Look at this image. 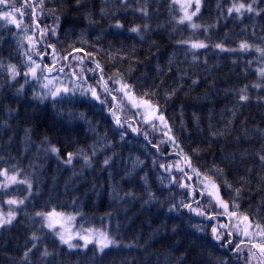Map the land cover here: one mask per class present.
Instances as JSON below:
<instances>
[{
  "label": "trees",
  "instance_id": "trees-1",
  "mask_svg": "<svg viewBox=\"0 0 264 264\" xmlns=\"http://www.w3.org/2000/svg\"><path fill=\"white\" fill-rule=\"evenodd\" d=\"M82 1L85 2L83 7L81 5L74 7L73 2L72 5L69 4V9L77 11L83 10L84 7L89 10L100 7L96 0ZM10 2L14 3L16 8H22L26 0H10ZM27 2L31 6L22 8L24 16L21 28L0 20V58L9 60L10 65H16L19 73L15 79L8 69L1 75L3 80L10 78L19 84V94L8 97L0 91V112L7 117V120H0V124L3 125L5 122L9 124L7 130L0 132V137L3 138L0 141V170L8 169V174L17 175L19 180H28L31 184L30 189L28 184H13L8 189H0V198L6 192L10 197L24 200L23 204L13 208L0 201L2 210L16 212L12 223L0 228V264H248L251 244L242 236L243 224L238 219L229 220L223 208L218 209L214 206L216 203L208 195L205 182L212 181L219 185V194L222 200L229 204V212L237 211L238 217L247 215L253 224L259 222L264 225V164L259 160V155L264 154V83L261 82L264 76L259 75L258 72L260 67L258 54L239 62L225 61V64L231 68L240 67L243 74L254 75L253 80L241 81L237 86L238 92H234V104L240 101L241 89H245L243 94L249 97L244 101L245 105L240 104L244 110L242 115L247 113V124H244L240 118L242 115L234 116L232 113L234 109L232 115L230 113L225 116L221 124L208 125V131H204V127H201L199 132L193 135L187 126L182 127L178 123H173L170 125L172 137L178 145L174 147L170 142L161 143L168 139L165 132L157 123L138 117L136 110L125 100L123 92L116 91L118 85H114L111 81L108 84L112 89L111 95L101 92L99 86L101 97L106 103L101 105L96 102L95 107L89 110L73 106L75 101H83V98L70 93H61L60 96L53 98L51 96L53 87L47 88L46 93L38 82L33 83L36 78L33 79L30 75L26 77L25 73L30 66L28 55L41 64L42 70L38 69L40 72H47L54 63L52 49L46 47L43 41L37 43L33 51L26 39L31 36L37 41L40 40L39 31H32L35 27L32 23V7L38 5L40 0H27ZM67 2L68 0H44L43 8L38 9L40 28L54 26L56 23L54 7L64 9ZM237 2L252 4L256 11L245 12L241 16H237L234 12L230 17L227 9ZM144 3L145 0H129V8H125L129 16L118 17L123 25L121 29L110 27L116 21L109 14H107L108 17L110 16L108 21L99 28L88 26L78 31L63 27L62 18L55 41L52 42L56 48L58 63L55 65L56 70L48 73L55 76L73 75V71L85 67V63L80 65L79 61L72 57L85 59L86 53L92 54L93 59H86L90 68H95V62L98 61L103 68L105 80L110 76L113 79H120L122 76L123 81L131 85L134 92L149 100L167 118L172 110L171 107L176 106L179 101L183 106H199L198 112L204 111L207 116L214 117L212 115L214 108L209 107L211 104L207 103L208 97L214 96V91L208 90L203 94L199 89L189 87L182 71L172 67L165 51V45L168 47L169 42L168 35L173 33L174 38L178 37L174 40L175 45L171 43V47L185 46L191 53L209 59L210 64L217 70L222 69L224 66H221L218 59L209 58L211 52L207 35L215 32L217 36L228 41L235 39V32L240 31L243 32L244 37L252 40L260 39L264 34V20L249 18L246 15L256 16L257 13H264L262 11L264 0H203L200 13L193 17V21L201 26L197 28V35L176 29L175 24L177 25L181 15L178 10H170L168 3L173 4V0H147L149 10L147 17L135 11ZM7 10L9 9L0 5V11ZM71 10L57 11L63 14L64 18L72 19L74 13H67ZM15 15L17 20L21 19L19 12ZM143 24H148L149 28L142 29L140 35L129 31L133 26ZM184 24L191 28L187 22ZM112 28L117 32H113ZM123 32H130L133 41L123 39L120 35ZM141 35L145 40L150 39L154 47L161 52L164 51L163 56L166 58V60L163 58L164 61L158 63L151 71L148 69L144 71L141 69L142 65L138 64H122L125 59L119 57L111 60L103 49L109 46L113 51L115 45L114 53L124 50L127 55L135 59L133 45L141 48L137 45ZM263 41L264 39H260V44ZM194 42H203L207 47L193 49L191 44ZM74 49L84 51H74ZM141 50L149 52L143 48ZM37 52L44 54L42 60ZM120 55L123 56L122 53ZM65 56L69 58L61 59ZM262 58L264 59V56ZM116 63L135 73L134 78L125 70L117 69ZM205 63L206 59L196 60L198 66H204ZM60 68L64 71H59ZM206 68L210 67L207 65ZM69 71L71 73H68ZM227 72V77L223 78L225 80L229 76V71ZM93 73L100 75L99 70ZM114 73H120V76H114ZM168 76L170 79L160 83ZM135 79L138 82H134ZM154 80H159L157 91L150 90L152 87L149 84ZM36 86L39 89H36ZM173 89L176 90L175 94L170 99H166V93ZM249 90L261 92V97L252 99L247 94ZM39 96H45V99L41 101ZM113 97L116 99L113 100ZM204 101L207 105L201 104ZM24 106H29L31 110H26ZM207 107L209 109L206 112ZM35 108L55 111L56 117L44 121L34 111ZM113 112L121 119L122 127L116 124ZM61 121H66L67 125L63 127ZM234 127H238L237 134L241 132L242 139L236 137L232 130ZM132 129L137 131L134 132ZM10 131L15 133V140L21 145L20 149L14 148L4 140L10 136ZM214 133L216 135H213ZM51 146L59 149L58 154L45 151ZM156 146L159 147V151ZM69 152L74 153L70 164L65 163ZM85 156L88 157L87 161ZM103 158H111L109 164L103 166L110 167V175L120 173L119 170L125 172L124 176L121 174L111 176L113 178L121 175L116 182L117 185L112 184L115 190L113 189L111 194L114 196L121 198V195L128 193L131 183L135 180L136 170L146 174L144 179L151 186V191H146L144 186L140 193L122 198L129 204L121 211L123 214L138 213L149 226V234L143 235L145 240L152 245L156 244L154 243L156 241L168 244L171 247L169 250L158 252L151 248L147 249L146 244V247H143L137 241L136 234L129 236L119 230L118 213L111 214L107 209L100 208V204H107L104 197L108 191L104 186L105 179H102L94 168ZM186 161L190 162L191 167H188ZM161 165L166 167L171 165V172L165 171ZM177 165L184 171H177ZM214 166L222 169V174L215 173ZM193 169L200 173V179L204 180V183L198 182ZM205 177L208 179L205 180ZM173 178L176 182L169 183ZM2 181L3 178L0 176V182ZM181 183L187 184L188 187L182 188ZM84 184H90L91 188L82 191ZM228 184L232 187L229 188ZM236 189H241V194L234 201ZM181 201L184 204L190 203L192 208L203 210L205 215L199 216L189 211L180 204ZM210 202L212 206H209ZM233 202L239 205L238 209L232 208ZM174 205L178 210L170 211L169 209ZM52 207L76 214L80 226L107 231L117 243L103 252L94 245L68 252L66 250L68 248L59 242L53 231L44 225L43 216L36 215L44 214ZM213 215L217 218L213 220L206 218ZM218 224H239L241 234L236 235L231 228H218V231L223 233L221 241L218 242L212 234V228ZM175 226L180 230L171 238L168 233ZM229 231L234 232L232 237L228 236ZM33 236L38 239L34 240ZM228 239L234 242L228 247L223 246ZM241 239L246 241L247 246L243 247L242 251L236 252L234 251L236 244L240 243ZM252 242L260 241L257 238ZM33 244L36 245L35 248ZM51 244H56L57 247L46 249ZM29 248L32 251L25 259L24 253ZM45 251L49 253L46 257L42 255ZM50 251L54 254L56 252V255L52 256ZM257 259L264 258L259 257L257 252ZM257 259H253L251 264H257Z\"/></svg>",
  "mask_w": 264,
  "mask_h": 264
},
{
  "label": "bare ground",
  "instance_id": "bare-ground-1",
  "mask_svg": "<svg viewBox=\"0 0 264 264\" xmlns=\"http://www.w3.org/2000/svg\"><path fill=\"white\" fill-rule=\"evenodd\" d=\"M96 2L100 6L99 8L93 7L92 10H89V8L85 9L84 7L83 10L74 11V10L69 9V4L72 5L73 3L74 7L80 6V5L81 7H83L85 2L81 0V3L77 5L76 0H68L67 5L64 7V9L61 7H57V6L54 7V9L56 10L55 18L59 17L60 21L63 18L61 21V24L63 27H66L70 29L71 31H75V30L78 31L83 28H87L88 26H92L94 29L96 26L97 28H99L103 23L108 21L107 19L110 18V16L115 21L118 20V17H121V16L128 17L129 16L128 11L125 9V8H129L128 7L129 0H125L123 4L120 3V0H96ZM168 5H169L170 10H179L178 6L175 4L168 3ZM57 10H60L62 12L64 10H71L69 11L70 13L69 12L67 13L68 14L74 13V15L72 19H69L66 17L64 18L63 14H61ZM107 14H109L110 16L108 17ZM231 15L229 16L231 17ZM246 16H248L249 18H255L258 20H264V13H259L256 16H253L251 14H248ZM175 27L176 29L179 28L181 30H185V31L191 32L194 35H197V30H198L197 28L196 29L188 28L186 27L185 24H179V23H177V25L175 24ZM112 30L113 32H117L113 28ZM113 34L115 35L119 33H113ZM120 35L122 36L123 39H129L133 41V39L131 38L132 35H130V32L129 33L123 32ZM263 35L260 37L261 40L264 39ZM55 38L56 36H50V37L47 36L44 38L43 42L47 46L48 44H52V42L55 41ZM168 38H169L170 44L168 42L167 44L168 47L165 45L166 57L167 58L169 57L172 67L179 69L186 76V80L188 82L189 87L197 88L203 94L207 92L208 90L214 91V96L213 97L209 96L208 97L209 102H207L211 104L209 107L214 108L213 113H212L214 117L207 116V114L204 111H202L201 113L198 112L197 109H199V106H195V105H192L191 107L183 106L181 105L179 101L176 106L171 107L172 110H170V114H168V118L166 117L164 113L159 111L155 114V116L152 117L149 115L147 117L149 122L157 123L164 132H167L168 128H170V125H172L173 123H178L179 126H182V127L187 126L189 132L193 135V134L198 133L201 127H204V131H208V125H213L216 123L221 124L224 121L225 116H228L232 112L233 109H234V112L232 113L234 114V116H236V114L238 116L242 115V111L244 110L240 104L245 105V102L238 101V103L234 104V100H235L234 92H238L237 86L239 83H241V81H243L244 79L253 80L254 75L253 74H243V71L241 70L240 67L231 68L227 64H225V61L229 60V61L239 62V60L246 59L249 56H255L257 54L256 47L264 48V41L262 42V44H260V39L254 38L255 40H252L250 38L244 37L243 32H240V31L235 32V36H234L235 39L228 40V41L223 39L220 36H217L215 32L207 35V42H208V46L210 47L209 49L211 52L209 58L211 60L218 59L221 62V66H224L222 69L217 70L216 68H214L213 65L210 64L209 59L205 58L204 56L191 53L187 47L185 46L183 48L182 47H177V48L171 47L172 45L171 43H174V40L178 38L177 36H175L174 38L173 33L169 34ZM138 42L139 43L137 45H139L141 48L149 52L152 51L153 55L150 54L149 52L142 51L141 48L131 43V45H133L134 56H136V58L133 59L131 58V56L127 55V57L125 58V61L122 64H129V65L138 64V65H142L141 69H143L144 71H146V69L151 71L154 67L157 66L158 63L160 64L162 61H164L163 60V58H165L163 56L164 51L161 52L158 48L154 47L150 39L149 40L141 39ZM241 42H247L251 47L247 51H240L239 45ZM218 43L223 44L225 49H236V51H227V50L221 51L220 49H217L215 47V45ZM125 47H128V46H125ZM103 49L105 50V53L108 57H110L109 54L114 55L115 53L113 51L116 50L115 45L113 46V51L111 47L109 46H105L103 47ZM120 53H122L123 55L125 54L124 50H121ZM258 53H259L258 57H259V62H260L259 69H261V68H264V59L262 58L263 56L261 55V53L260 52ZM86 59H88V56H86L85 59H83L85 63L84 65L85 67H79V69H75L76 71H73V73L75 72L76 75H74V78L71 77V83L73 85L71 89L75 88L76 90L70 91L69 93L70 95H76L80 98H83V101H75L73 103V106L75 108L81 107V109L88 108L90 110V108L92 109L95 107V104L97 101L91 97V93H88V95L85 96L81 94L79 89L80 88L87 89L89 88V86H93V87H96L97 92L100 93V88H99L100 85H97V81L100 79V75L87 71V69L90 67L89 65H87L88 61H86ZM197 59H206V63L204 64V66H198L196 64ZM9 62L10 61L6 60L5 58H0V91H2V93L8 97H14L19 94V89H18L19 84H17L14 80L10 78H8V80L6 79L3 80L1 78V75L4 72H6V70L8 69V66L10 65ZM207 65L210 68H206ZM115 66L119 70H122V71L125 70L126 73L130 75V77L133 76L132 78H134V75H136L135 73H132L130 70L125 69L123 65L119 63H116ZM81 68L85 69L83 73H81ZM227 70L229 71V76H228V79L225 80L223 78L227 77L228 75ZM68 73H71V71H69ZM81 75L83 76V79H77V77ZM166 79H170L169 76L166 77L160 83H163ZM193 80L197 82L193 84ZM136 81L137 80L135 79L134 82ZM158 81L159 80H154L152 83L149 84L152 87L150 88L151 91L153 90L157 91L159 87ZM261 82L264 83V80H262ZM36 89H38L37 86H36ZM247 94L250 95L252 99H255L256 97H261L262 93L258 91H254V90L253 91L249 90ZM180 98H183V97H180ZM201 104L205 105L206 103L204 101V102H201ZM209 107L206 108V112L208 111ZM24 108L26 110H29V109L31 110L29 106H24ZM34 111L38 113L40 118L44 121H49L56 117V112L48 110V109L38 110L35 108ZM160 113L163 114L165 120L167 121L168 128H166L164 124L158 119V115ZM141 116L143 115L138 112V117H141ZM246 116H247V113L243 114L240 117L243 120L244 124H247ZM4 119L7 120L6 114H1L0 112V120H4ZM60 123L63 127L67 125L66 121H61ZM7 127H9V124L7 122H5L3 125L0 124V132L7 130ZM237 129L238 127H234L232 130L235 132V135H237L236 137L238 139H242L243 137H241V132L237 134ZM9 133H10V136L6 137L5 135L6 138H4V140L8 142L9 144H11V146H13L14 148L20 149L21 145L17 140H15L16 139L15 133L12 131H10ZM152 134L153 135L155 134L154 131L152 132ZM169 135L172 136V131L169 133ZM2 140L3 138L0 137V141ZM104 160L105 158L100 159L96 163V166L94 168V171L98 173L102 177V179H105L104 186L106 190L108 191V193L104 197L106 199L107 204L106 205L100 204V208L107 209L108 210L107 212L111 214L118 213V217L120 221L119 230L125 232L129 236L130 235L133 236V234H136L137 241L143 247H146L145 246L146 244L148 246L147 249L151 248L153 250H157L158 252L163 251V250L165 251L169 250L171 247L168 244L156 241L154 242L156 244L152 245L151 243H148L147 240H145L143 235L149 234V231H148L149 226L143 221V219L139 216L138 213L123 214L121 211L125 207H127V205L129 204L128 201L122 198H126L133 194L140 193V191H143L144 186H145L146 191H151L152 189L151 186L144 179L146 174L140 170H136L135 171L136 177L133 183H131L130 190L128 191V193L121 195V198H120V197H117L111 194V191H113V189L115 188L114 186H112V184L116 183L117 180L121 178V175L125 174V172L123 170H119L120 173H113L112 175H110L111 173L109 172L110 167H103ZM114 174H121V175H116L115 177L111 178V176H113ZM143 182L146 185H144ZM209 183L211 185L214 182L209 181ZM214 184L217 185L219 188V185L216 182ZM82 188H83L82 191H87L88 189L91 188V185L84 184ZM102 188L104 187L102 186ZM3 195L4 196L0 198V201L3 202L4 204H6L5 201H7L8 199L15 198V197H10V195L6 194V192ZM55 210L56 209L53 207L51 209L50 208L48 209V211H55ZM83 228L84 227L82 226V229ZM179 230L180 229L177 226H175L170 229L168 234L172 238V236L175 233L179 232ZM55 236L61 243L60 237L58 235H55ZM61 244L64 245L66 248H68L67 245L63 243ZM53 247H57V245L51 244V246L50 247L47 246L46 249L48 248L50 249ZM173 247L174 246H172V248ZM68 249H66L68 252H71L70 250H75V248L69 249V250ZM50 253L52 256L56 255V252L54 254V252L52 253V251H50Z\"/></svg>",
  "mask_w": 264,
  "mask_h": 264
},
{
  "label": "snow or ice",
  "instance_id": "snow-or-ice-1",
  "mask_svg": "<svg viewBox=\"0 0 264 264\" xmlns=\"http://www.w3.org/2000/svg\"><path fill=\"white\" fill-rule=\"evenodd\" d=\"M125 0H120V3H124ZM76 3L79 5L81 3V0H76ZM175 3H180V9L181 12L183 13L177 23L179 24H184L185 22H187V24L193 28H199L201 27L200 25L196 24L193 21V17H196L201 10V6L203 3V0H173V4ZM0 5L5 6L6 8H8L9 10L7 11H0V20L6 21L7 24H12L15 25L17 28H21L23 26L22 24V19L24 16V12L22 10V8H26L31 6L27 0L25 2V4L22 6V8H16L14 6V3L10 2V0H0ZM44 5V0H40V3L38 5H36L35 7H32V23L35 26L32 31L36 32L39 31L40 34V40L37 41L35 40L33 37L28 36L26 37V39L29 41V45L31 47V49L33 51H35V47L36 44L39 42H42L44 40L45 37H47L48 35L51 36H56L57 35V29L59 27V23H60V18L56 17V23L54 26L52 27H48L45 26L44 28H40V24H39V12L38 9H42ZM194 5V10L190 9L193 7ZM52 11V10H50ZM135 11L140 12L144 17H147L149 15V10H148V6H147V0H145V3L143 6L139 7L138 9H135ZM256 11V9H254L252 4H245L243 2H237V3H233L228 9L227 12L229 15H231L233 12H235L237 14V16H241L243 15V13L245 12H254ZM264 11V10H262ZM19 12L21 15V19L17 20L15 13ZM54 14V12H53ZM259 14V13H257ZM110 27H115L117 29H120L123 27V25L120 23L119 20L116 21V23L114 25H110ZM149 28L148 24H143V25H135L132 28L129 29L130 32L132 33H136L137 35L141 34V30H147ZM207 30V29H205ZM141 39H143V36L141 35ZM181 43H186V42H181ZM46 47L51 48L52 49V55H53V66L48 68L47 71L52 72L54 70H56L55 65L56 63H58L57 60V52H56V48L53 44H48ZM207 47L206 44H204L203 42H194L191 44V48L193 49H199V48H205ZM215 47L217 49H220L221 51H236V49H225L224 45L221 43H218L215 45ZM251 46L247 43V42H241L239 45V50L240 51H247ZM74 51H83L82 49H74ZM256 51L260 52L262 56H264V48H260V47H256ZM26 55H28L26 53ZM37 55L41 56V60L43 59V53H39L37 52ZM71 55V54H69ZM86 55L88 56L89 59H93L92 54H88L86 53ZM111 59H116L117 57H119L120 59H125L127 57V54L125 53L123 56L120 55V52L117 51V53L113 54H109ZM69 57L65 56V57H61V59L67 60ZM72 59H76L79 61L80 65H83L84 60L83 58H78V57H72ZM28 61L30 62V66L28 67V71L25 73V76H32V77H37L38 69H41V64H38L35 60H33L31 55H28ZM96 63V67L95 68H88L87 71L89 72H96L97 70H99L100 72V79L97 81V85H100L101 87V92L107 94V95H111L112 93V89L108 86L109 81H111L114 85H119V88L116 89V91L118 92H123L124 96L126 97H130L131 98V93H132V86L125 83L123 81V77L121 76L120 79H113V77H108L107 80L104 79V75H103V68L100 65V63L98 61L95 62ZM42 70V69H41ZM85 69L81 68V73H83ZM8 71L10 72L11 76L13 79H15V77L17 75H19V73L16 70V65H9L8 66ZM59 71L63 72L64 69L60 68ZM259 74L261 76H264V68H261L258 70ZM73 75H76V73L74 72ZM114 76H120V73H114ZM77 79H83V76H78ZM197 81L193 80V84H195ZM23 87V86H21ZM256 87H260V85H256ZM44 88H48V84H44ZM76 89H69L67 87L64 88H57L55 91L51 92V96L53 98L58 97L61 95V93H69L70 91H75ZM79 91L81 92L82 95L87 96L88 93H91V97L96 100L99 101V103L101 105H104L106 103V100L101 99V95L100 93L97 92L96 87L93 86H89V88L84 89V88H80ZM175 89H173L171 92L166 93L165 98L166 99H170L174 94H175ZM242 94L239 95V100L240 101H247L249 99V97L246 94H243L245 92V89H241L240 90ZM145 95H147V93H145ZM41 101L43 99H45V96H39L38 97ZM116 97H113V100H115ZM144 103H147V101H145ZM134 107L136 106L135 104L133 105ZM156 112H159V109H156L154 114ZM113 116L115 119V122L117 125L122 127L121 124V119L119 117H117L115 115V112H113ZM158 119L164 124V126L166 128H168L167 126V121L165 120L164 116L162 113H160L158 115ZM134 132L137 131V129H132ZM171 132V128H168L167 132H165V136L168 137L167 141H161V143H165V142H170L174 145V147H178V145L176 144L175 138L170 136L169 133ZM213 135H216V133H214ZM147 138V137H145ZM121 139H123V134H121ZM157 147V151H159V147ZM45 151H51L54 154H58L59 149L56 148L55 146H51L49 149H45ZM74 153L69 152L67 154L68 159L65 161V163H71L72 162V157H73ZM111 158L105 159L104 160V164L108 165L109 164V160ZM88 160V157L85 156V161ZM259 160L261 161L262 164H264V154L259 155ZM142 163V162H141ZM155 163V161H154ZM188 167H191L190 162H187ZM162 168L165 169V171H168L169 173L172 170V166H164L161 165ZM177 171L183 172L184 169L181 168L179 165L176 166ZM18 171V170H17ZM193 171L195 172L198 182L199 183H204V180L200 179V173L198 171H196L195 169H193ZM213 171L217 174H222L223 170L216 168L214 166ZM9 170L8 169H3L0 170V176H4L5 177V181L4 182H0V189H8L10 185L13 184H28L29 189L31 188V184L28 180H18L17 179V175H9ZM185 176H187V174L185 173ZM189 180L191 179V177H187ZM205 180L208 179V177L204 178ZM163 183V181H161ZM175 179L173 178V180L169 181V183H175ZM180 186L182 188H186L188 187L187 184L181 183ZM229 188H231V184L227 185ZM208 185L205 184V188L207 189ZM211 187L213 189H215V196L213 197L216 200V204L214 205L216 208H223L224 209V214H227V216L229 217V220L232 219H238L240 220V222L243 224V229H242V236L247 238V242L251 244V247L249 248V256H248V264H251V261L253 259H257V252L259 253V257L264 258V225H262L261 223L257 222L255 224H253L252 222L249 221V217L247 215H244L242 218L237 216V211H231L229 212V204L224 202L222 199H220L219 197V188L217 185H215L214 183L211 184ZM204 193H201V195H203ZM241 194V189H236V195L233 198V200L235 201L236 198H238ZM189 195H191V193H189ZM209 196H212L213 193L212 192H208ZM5 203H7L8 205L12 206V205H20L24 203L23 199H8L7 201H5ZM180 204L183 207H186L189 209V211L191 212H195L196 215L199 216H204L205 212L199 208H192V205L189 204H184L183 201L180 202ZM211 202H210V205ZM233 209H238L239 205L236 204L235 202H233V204L231 205ZM170 211H174V210H178L177 206H173L171 209H169ZM37 216H44L46 223V226L49 229H54L55 225L53 222H51V217L54 215L53 213H48V214H42V213H37ZM16 216V212L14 210H10L7 215L5 216L3 213H0V228H2L5 225L11 224L12 221L15 219ZM209 220H213L216 219L217 217L215 215L213 216H209L206 217ZM218 228H223V229H234V232L236 235H240L241 234V228L239 226V224L237 225H232V224H218L216 226H214L212 228V234H213V238L216 241H221V236L223 235V233H221L220 231H218ZM233 231H229L228 232V236L232 237L234 235ZM58 235H60L58 233ZM259 239L260 242L258 243H253L252 241L255 239ZM33 239H38L37 237L33 236ZM80 239H82L84 241V247H87V245L89 243H94L97 246V249L101 252L104 251V249L109 248L112 245H115L117 242L116 240H114L106 231H100V230H96L95 232H93L91 235H87V236H81ZM60 241L63 244H66L68 246L69 249H73L78 247L79 245H76L72 242V237H68L67 239L64 237V235H60ZM234 241L232 239H228L226 244H223V246L228 247L230 246ZM247 243L244 239H241L240 243L236 244V248L234 251L236 252H240L242 251L243 247H246ZM36 245L33 244V248H35ZM32 249L29 248L27 249V251H25L24 253V258L26 259L29 252H31ZM43 256H48L49 253L47 251H45L44 253H42ZM257 264H264V259H257Z\"/></svg>",
  "mask_w": 264,
  "mask_h": 264
},
{
  "label": "rangeland",
  "instance_id": "rangeland-1",
  "mask_svg": "<svg viewBox=\"0 0 264 264\" xmlns=\"http://www.w3.org/2000/svg\"><path fill=\"white\" fill-rule=\"evenodd\" d=\"M176 5L179 8L178 12L180 13V15H182L183 13L181 12V9H180V3H176ZM191 10H194V5L190 9V11ZM257 54L259 56L258 52H257ZM64 87H66V86H64ZM145 101H147V103H144ZM137 103H138V112L140 114H142L144 117L147 118L149 115L153 117L157 113L156 112L154 114L155 109H152V105H151V103H149L148 100L139 99V102H137ZM206 184L208 185L207 189L209 190V192L213 193L212 196L214 197L215 196V189H213L211 187L209 182ZM0 213H3L5 216L7 214L6 212H2V211H0ZM49 213L54 214L50 219H51V222H53L55 225V228L53 230L56 231L57 235H58V233L60 235H64V237L66 239L68 237H72V242L76 245L83 246L84 241L82 239H80V237L91 235L93 232L98 230L97 228H94V227L85 228V229L78 227V225L76 224V221H75V216L72 213L61 212V211H52ZM60 235H58V236L60 237Z\"/></svg>",
  "mask_w": 264,
  "mask_h": 264
}]
</instances>
